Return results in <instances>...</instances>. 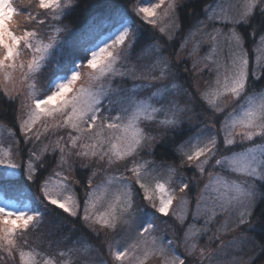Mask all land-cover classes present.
I'll list each match as a JSON object with an SVG mask.
<instances>
[{
    "label": "snow or ice",
    "instance_id": "1",
    "mask_svg": "<svg viewBox=\"0 0 264 264\" xmlns=\"http://www.w3.org/2000/svg\"><path fill=\"white\" fill-rule=\"evenodd\" d=\"M80 4L0 0V101L15 106L17 124L0 141V264H220L221 230L264 240V214L255 215L264 202V0H214L203 19L193 0H88L79 28L49 23ZM158 149L171 163L156 162ZM77 220L103 232L111 260L97 261L86 242L52 255L32 246L30 237H55ZM160 224L171 238L157 235Z\"/></svg>",
    "mask_w": 264,
    "mask_h": 264
},
{
    "label": "rangeland",
    "instance_id": "2",
    "mask_svg": "<svg viewBox=\"0 0 264 264\" xmlns=\"http://www.w3.org/2000/svg\"><path fill=\"white\" fill-rule=\"evenodd\" d=\"M145 3L148 2V0H144ZM214 2V1H213ZM212 2V3H213ZM229 3H233L236 4L238 3V0H228ZM211 3V4H212ZM14 6H16L17 8H21L23 7V0H14ZM203 19V18H202ZM18 22L20 24H23V18H17ZM50 24H59V26L61 27H65L66 25H63L61 22H55V21H50ZM217 27H221L222 25L217 24ZM39 27H43V26H39ZM67 27V26H66ZM69 29H71L70 27H67ZM149 28V31H152L150 29V27L146 26V29ZM73 30V29H72ZM225 31H227V28H225ZM51 32V28H43V32L42 34L45 37V42H47V36L50 34ZM67 35V33L62 32L60 34V39L63 40L65 38V36ZM166 39V38H165ZM169 45V44H168ZM191 47V44L189 45V48ZM208 51L207 46H203L200 52V55L203 56L206 52ZM171 47H167L165 49V54H169L171 53ZM190 66V65H189ZM56 71V64L55 61H53L52 63L48 64L43 73L41 75L38 76L37 80H36V85H37V91H42L44 89V87L47 85L48 80L54 75ZM87 71V70H85ZM204 79H207V75L205 74ZM201 86H203V80L200 81ZM194 91V90H193ZM199 105V102H198ZM9 131L10 129L8 127H6L5 125L0 124V141H3L4 143H7L11 137L9 135ZM187 139V138H186ZM147 159H152L151 157H144ZM157 162V161H156ZM160 163V162H157ZM193 172L191 169H189L186 173L187 177H192ZM103 179V173H101L100 175H98L94 181V183H99L101 180ZM208 179L207 175H205L204 177V181H206ZM203 184L201 183L199 185V187H202ZM199 190L198 187H194L192 192L190 193V195L192 197H195L197 191ZM179 195V193H178ZM17 207H24L23 204L17 205ZM105 207L104 203H101L98 206V210H103ZM175 207V204H174ZM162 219H166V218H162ZM190 218H189V221ZM169 223H173V221H169ZM81 225H83L81 223ZM79 225H74L71 224L70 228H71V232L73 230H77L76 234H70L71 235V240L70 241H66L64 243H62L63 245H59L57 246L56 244H52L51 247H49V243L45 244V246L41 247L38 243L33 242L32 243V238L30 237V242L32 244V246L36 247L38 251H43L46 252L50 255L55 254L57 252L58 249H65L66 246L68 247H76L79 248L81 247V245L86 242L87 244L92 246L91 249V255L94 256L97 261H99L100 259L109 261L111 260V256L109 255L108 252V248H107V244L105 243V237L103 239V245L105 246V249L102 250L103 254H101L100 256L96 255V249H98L96 246L92 245L86 238L85 235H82L80 233V231H83L82 226ZM84 228L88 229L86 226L83 225ZM90 230V229H88ZM91 231V230H90ZM92 232V231H91ZM95 235V233H93ZM157 235L158 236H164L166 239L167 238H171V232L168 230V225L167 224H160L158 226L157 229ZM209 235H211V233H209ZM219 239L215 241L216 245H219L220 247L216 248V252H217V259L220 261V264H255V259L257 258L258 254H257V250L260 248L259 244H253L250 241L245 239V236L247 234L241 232L239 229L236 230H231L230 226L227 229H223L221 230L219 233ZM96 236V235H95ZM101 237L104 236L103 232L100 235ZM112 234H109V237H111ZM116 239H120V237H116ZM77 240L80 241V243H74ZM113 244H115V241H112ZM207 237L203 238L201 240V244H207ZM122 243V242H121ZM176 252L178 255L181 256V258H183L186 253L184 251V248L181 246H177L176 247ZM101 253V252H100ZM77 254H73V258H75ZM238 258L237 260H234L233 258ZM18 259V257H17ZM60 258L57 257V260H59ZM190 259V258H189ZM78 262V260H77ZM78 264V263H76ZM149 264H155V261H150ZM186 264H188V261H186Z\"/></svg>",
    "mask_w": 264,
    "mask_h": 264
},
{
    "label": "trees",
    "instance_id": "3",
    "mask_svg": "<svg viewBox=\"0 0 264 264\" xmlns=\"http://www.w3.org/2000/svg\"><path fill=\"white\" fill-rule=\"evenodd\" d=\"M214 0H193V7L195 8V11L197 13H201L200 18H203L202 15V8L204 5L206 4H211ZM88 3V0H81V4L80 7L73 12L71 15L67 16L66 18H64L62 21H60L63 25H66L67 27H70L71 29L75 30L77 28L80 27V25L84 22L85 16H86V12H87V8L86 5ZM192 9L189 8L187 10L186 13H182V15H184L185 17V24L188 23H193L194 22V18L189 19L187 13H191ZM149 33H151V31H149V28L146 29ZM246 35V32H245ZM182 39V34L181 35H177L175 37V39L173 41H171L169 43V45H167V47H171L172 52H174L175 50H177L179 48L180 45V41ZM166 40V39H165ZM166 47V48H167ZM246 47L249 48V50L251 51V40L246 38ZM171 52V53H172ZM264 89V79H262L261 81H259L257 83L256 86V91L259 92L260 90ZM16 108L14 105L9 104L7 102L4 101H0V124L5 125L6 127H8L9 129H15L17 128V124H16ZM17 136H19V133L17 131ZM187 137H184L183 139H186ZM21 141H22V137H20ZM23 146V145H21ZM172 155V153L170 152H165L162 149H158L157 155L154 157V159L157 162H161L162 160H167L169 163H171V160L169 159V157ZM152 158V157H151ZM153 159V158H152ZM78 178H82L83 180H86L87 176L86 175H78ZM78 192L79 195L81 197H83L84 195V189L83 187H79L78 188ZM261 214H264V202H260L257 204L256 208H255V215L259 216ZM51 219V217H50ZM73 224L74 225H81V222L79 220H77L75 223H70L68 221H62L61 222V229L60 232L57 233V235L55 237H49L47 235H43L40 237H36L35 235L32 238V243L36 242L38 243L41 247L45 246V244L49 243V239L53 240L52 244H56L57 246L59 245H63L62 243H57L56 241L59 240V236L62 234H76L77 230H73L72 232L70 231V225ZM83 228V231L81 230L80 233L82 235H85L87 240L94 246H96L101 254H103V251L105 249V246H102L103 244V239L104 236H95L93 234V232H91L90 230L86 229L83 227V225H81ZM50 226L46 227L43 231L45 233H47L49 231ZM73 236V235H72ZM257 240L259 241L258 244H264V240H261L259 237H257ZM102 244V245H101ZM68 248V246L65 247V249ZM257 258L254 260L255 264H264V250H261V248H259L257 251ZM76 263L79 264V261Z\"/></svg>",
    "mask_w": 264,
    "mask_h": 264
}]
</instances>
